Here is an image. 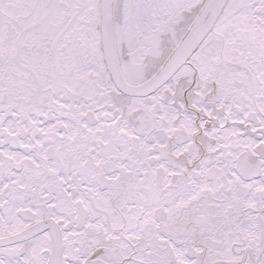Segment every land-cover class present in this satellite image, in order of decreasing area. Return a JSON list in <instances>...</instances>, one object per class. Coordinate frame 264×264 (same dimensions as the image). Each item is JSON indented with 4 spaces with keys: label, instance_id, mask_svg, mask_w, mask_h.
I'll use <instances>...</instances> for the list:
<instances>
[{
    "label": "snow or ice",
    "instance_id": "obj_1",
    "mask_svg": "<svg viewBox=\"0 0 264 264\" xmlns=\"http://www.w3.org/2000/svg\"><path fill=\"white\" fill-rule=\"evenodd\" d=\"M0 264H264V0H0Z\"/></svg>",
    "mask_w": 264,
    "mask_h": 264
}]
</instances>
